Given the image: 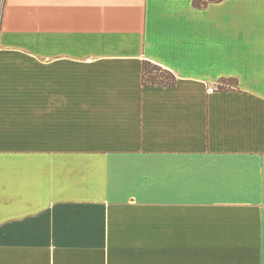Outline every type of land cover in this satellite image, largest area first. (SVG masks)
<instances>
[{"label": "crops", "instance_id": "obj_1", "mask_svg": "<svg viewBox=\"0 0 264 264\" xmlns=\"http://www.w3.org/2000/svg\"><path fill=\"white\" fill-rule=\"evenodd\" d=\"M0 264H264V0H0Z\"/></svg>", "mask_w": 264, "mask_h": 264}, {"label": "trees", "instance_id": "obj_2", "mask_svg": "<svg viewBox=\"0 0 264 264\" xmlns=\"http://www.w3.org/2000/svg\"><path fill=\"white\" fill-rule=\"evenodd\" d=\"M221 0H193L196 8H206L211 2ZM178 82V77L172 71L163 68L158 64L150 61L143 63L142 84L144 86H159V87H174ZM237 80L234 78H223L220 80L218 88L220 90H230L237 85Z\"/></svg>", "mask_w": 264, "mask_h": 264}]
</instances>
